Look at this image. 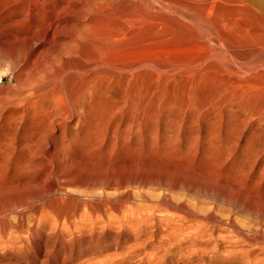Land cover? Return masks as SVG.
Returning a JSON list of instances; mask_svg holds the SVG:
<instances>
[{
    "label": "bare ground",
    "instance_id": "obj_1",
    "mask_svg": "<svg viewBox=\"0 0 264 264\" xmlns=\"http://www.w3.org/2000/svg\"><path fill=\"white\" fill-rule=\"evenodd\" d=\"M217 5H219V4H216L215 0H0V67L2 66V68L0 69V197L7 190H9L10 186L12 184H14L15 181L18 182L20 177H22L24 175H28L30 173H33V172L37 171L39 168H41V171H42V178H40V180H42L41 186L44 185L43 184L44 178L49 172V170H48L49 168H47L45 166L46 165L45 160L60 158L61 159L60 162L64 163L65 160H67L68 158H70V159L72 158L71 162H73V158L89 161L91 159L94 160V158H98L100 156H106L109 147L112 146L118 139V137L115 133V128H114L115 127L114 123L116 122L115 117H116L117 113H120L122 111L124 113L125 110H131V111L139 110L140 111V110L148 109V111L149 110L155 111L158 107L165 104L166 97L170 91L175 92V90L181 89V87L184 85L183 83L185 80H187V81L189 80L188 82H193L197 78H199V79L202 78L201 76L204 74V70L198 68L197 66H199V65H197L196 67H193V65L195 66L196 64L199 63L198 62L199 59L197 58L198 52H200V49H204V47H205V41H202L203 35H201V34L203 33L205 35L204 32H209V30L212 28L218 29V27H216V26L218 25L217 23L220 22L221 19L227 26L229 25V28H230V26L232 27L234 25H236L238 27L241 24V22H243L242 24H246V23H244V21L247 23H250V24H251L250 21H252V24L255 21L257 24H259V26L264 28V6H262V7L257 6V8L255 6V8L252 9L246 5L239 4L237 7H235V9H229V7L227 9L226 8L223 9L222 6L219 9V8H217ZM224 7H227V6H224ZM234 17H236V18H234ZM239 19H242V20H239ZM238 21L240 22L239 25H238V23H239ZM247 26H249V25L247 24ZM237 27H235V28L238 29ZM259 29H261V28L259 27ZM240 30H241V28L237 31H240ZM254 31H256V30H254ZM257 32H255L254 34L252 32V34H253V35H251L252 37L249 36L247 39L252 40V38H254V39H256L255 41L259 40L260 43L262 45H264V41L261 42V39H264V35H261L260 33H262V32L259 30ZM247 34L248 33H246L244 35L241 34L243 41H244V39H246ZM209 35H210V33H209ZM238 37H240V36H238ZM223 38L227 39L225 36ZM208 39L210 41L212 40L211 38H208ZM252 41H254V40H252ZM260 47H262V46H260ZM207 49H208V47H207ZM204 50H201V51L203 52ZM259 52H261V51H259ZM209 55H211V54H209ZM262 56H264V55H262ZM211 60H213V57ZM224 61L226 62V60H224ZM259 62L257 61V64H259ZM211 63H212V61L209 64H211ZM227 64H229L228 61H227ZM249 65L247 64V66H249ZM190 66H192L191 69L189 68ZM241 66H243V65H241ZM251 66H249V67H251ZM260 66H262V64ZM208 67H209L208 70H210V71L211 70H213L214 72H216V70L220 71V69H217L219 67H218V65L216 66L215 63L214 64L212 63ZM252 67L249 68V70L252 69ZM244 68L245 67H242V69H244ZM247 68L248 67H246L245 69H247ZM258 68L259 69L255 70V73H252V75L249 78H247V77L246 78H234V76H233V78L236 80L232 79V81L234 80L235 82L232 83V81L229 78H227L228 80L226 82H228V83L230 82L231 85L236 83L235 87L239 86L238 87L239 90L237 92L239 93V95H244V94H246V91L248 89H253V88H256L257 85L264 84V69H261L260 67H258ZM204 69H205V67H204ZM202 70H203V72H202ZM208 70L207 71L205 70V73L206 72L208 73ZM249 70H248V72L253 71V70H250V71ZM237 72H238V70H237ZM243 72H245V71H243ZM218 73H220V72H218ZM246 73H247V70H246ZM221 74H222V72H221ZM208 75H209V73H208ZM208 75H207V77H208ZM214 75L216 76V74H214ZM221 76H223V75H221ZM5 77L8 78V83L3 84L2 82H3V79ZM203 77L207 78L205 75ZM227 77H228V75H227ZM225 79H226V77H225ZM219 80L220 79L218 78V81ZM221 80H222V77H221ZM223 80H224V78H223ZM223 80H222V82H223ZM203 81H205V80H202V82ZM188 82H186V83H188ZM215 83H217V82H215ZM228 83H227V85H228ZM205 84H207V83H205ZM223 84H226V83H223ZM223 84H221V85H223ZM190 85H191V83H190ZM214 85H216V84H213V86ZM195 86L196 85H194L192 87H195ZM225 87H227V86L225 85ZM231 87L230 88L228 87V89L234 88V87H232V88ZM183 88L184 87H182V89ZM205 88L206 87H204V89ZM210 88H212V86ZM185 90H186V88H185ZM187 90H188V88H187ZM197 90L195 89V91H197ZM212 90L214 91L215 88ZM219 90H221V89H219ZM213 91H212V94H213ZM233 91H232V95H233ZM262 91H264V89H262ZM179 92H181V90ZM183 92H185V91H183ZM188 92H190V91H188ZM198 92H200V91H198ZM201 92H202V88H201ZM250 93H252V92H250ZM187 94H189V93H187ZM194 94H195V92H194ZM228 94H230V93H228ZM191 95L192 94H190V96ZM197 95H200V94H197ZM215 95H216V93H215ZM181 96H183V95H181ZM168 97H170V96L168 95ZM226 97H227V95H226ZM196 98H197V96L195 94V99ZM211 98H213V96H211ZM182 99L184 100V98H182ZM192 99H194V98H192ZM229 99H228V101H229ZM170 100L172 101L171 98H170ZM189 100L191 101V98ZM218 100L220 101L221 99H218ZM197 101L200 102V99ZM172 102L174 103V101H172ZM176 102H178V101H176ZM176 102H175V104H176ZM194 103L197 104L196 102H194ZM203 103H205V102H203ZM216 103H217V101H216ZM217 104H219V102ZM187 105H186V107H187ZM192 106H194V104H192ZM171 107H173V106H171ZM245 107H247V106H245ZM180 108H181V106H180ZM204 108H205V106L203 107V109ZM232 108H234V107H232ZM262 108H264V107H262ZM187 109H189V107ZM198 109H200V105H199ZM193 110L194 109H192V111ZM207 110L205 112H207ZM257 110H259V109H257ZM159 111H160V109H159ZM215 112H217V111H215ZM146 113H148L147 110H146ZM158 113H160V112H158ZM218 113H219V111H218ZM259 113L260 112H258V114ZM143 114H144V112H143ZM194 114H196V113H194ZM235 114H237V113L235 112ZM118 116H120V114ZM123 116H122V119H123V123H124L125 119L123 118ZM135 116L136 115H134L133 117L135 118ZM219 116H221V115H219ZM130 117L128 119H130ZM232 117H233V115H232ZM262 117H264V116H262ZM144 118L145 117H143V119ZM164 118H165V116H164ZM169 118H170V116H169ZM170 120H172V119H170ZM175 120H177V119H175ZM143 121H145V120H143ZM159 121H161V120H159ZM127 122H128V120H127ZM146 122L149 123V121H146ZM178 123L180 124V120L178 121ZM261 123H260V125H261ZM158 124H160V123H158ZM238 124L240 125V123H238ZM109 125L114 126L113 129L110 128L111 132H107V130H106ZM143 125H145V124H143ZM152 126H154V123L152 124ZM154 128H155V126H154ZM160 128L162 129L163 127H160ZM131 129H132V127H131ZM116 130H117V128H116ZM128 130H130V129H128ZM148 130H149V128H148ZM108 131H109V129H108ZM154 131H155V129H154ZM73 132H74V134H73ZM123 132H125V131H123ZM175 132H176V130H175ZM169 133H171V132H169ZM179 134H176V135L178 136ZM157 135H158V133H157ZM170 135H168V137ZM210 135L212 137V134H210ZM137 136H138V134H137ZM149 137H152V136H149ZM181 137H183V136H181ZM132 138H133V136H132ZM165 139H166V137H165ZM186 139H187V137H186ZM262 139H264V138H262ZM146 140H148V139H146ZM128 144L129 143H127L126 145H128ZM190 144H191V142H190ZM132 145H130V146H132ZM133 148H134V146H133ZM156 148H157V146H156ZM174 148H175V146H174ZM185 148H188V147H185ZM259 148H261V146ZM149 149H151V148H149ZM153 149H155V148H153ZM167 150H169V149H167ZM130 151H131V149H130ZM130 151H129V153H131ZM156 151H157V149H156ZM175 151H176V149H175ZM257 151H259V150H257ZM127 152H128V150H127ZM137 152H135V153H137ZM182 153H183V151H182ZM262 153H264V152H262ZM120 154H121V151H120ZM157 154H159V153H157ZM163 154H165V153H163ZM251 154H255V150H254V153H251ZM117 155H119V154H117ZM150 155H152V154H150ZM114 156L115 155H113V157ZM139 156H140V154H139ZM166 156L167 155H165V157ZM161 157H160V159H162ZM135 158H136V156H135ZM62 160H64V161L62 162ZM101 160L103 161V159H101ZM123 160H125V159L123 158ZM132 160H134V159H132ZM132 160L130 162H134ZM147 160H149V159L147 158L146 161ZM156 161H157V158H156ZM121 162L123 163V161H121ZM142 162H144V161H142ZM149 162H152V161H149ZM81 163H83V162H81ZM103 163H102V165H103ZM96 164H100V163L95 162L94 165H96ZM104 164H106V163H104ZM113 164L116 165L115 161L113 162ZM134 164H136V163H134ZM134 164L131 163L130 165L133 166ZM149 164H148V167H149ZM156 164H158V163H156ZM62 165H65V163ZM66 165H67V163H66ZM106 165H108V164H106ZM111 165L112 164H110V166ZM124 165H126V164L124 163ZM161 165L162 164H160L159 166H161ZM119 166H120V164H119ZM119 166H117V167H119ZM132 166L131 167L129 166V167L132 169ZM89 167H91V166H89ZM102 168H103V166H102ZM112 168H115V167H109L108 169H112ZM143 168H145V167H143ZM127 169H128V167H127ZM162 169L165 171L164 167ZM166 170H168V169L166 168ZM72 171H74V170H72ZM65 172H66V169H64V167L62 168V166L59 167V165H58L57 174H63L62 179L64 176L66 178L68 176V174H65ZM170 172L171 171H169V173ZM111 173L112 172L110 171V174L105 172V173L90 175L87 178L86 183L87 182L90 184L92 183V185L87 184V186H89V188H90V186H93V184L96 185V183H101V184H105L108 188L109 187L112 188L111 186L115 185L116 181H118V178H115L117 176V174L114 175ZM179 173H180V171H179ZM43 174H45L44 177H43ZM133 174L135 175L136 173L134 172ZM176 174H178V173L176 172ZM146 175H144L145 178H148V177H146ZM76 176H77V173H76ZM138 176L140 177V175H138ZM154 176H156V174ZM179 176L182 177L180 174H179ZM186 176L188 177L187 174L185 175V177ZM152 177L153 176H151V178ZM157 177H159V176H157ZM160 178L161 177H159V179ZM169 178H171V177H169ZM121 179L123 181L124 178H121ZM132 179L133 178H131V182H133V180H134V183H135V180L137 181V179H133V180ZM155 179H157V178H155ZM166 179H168V178H163V180H166ZM65 180H63V181H65ZM82 180H83V178H82ZM124 180L126 181V179H124ZM153 180H154V177H153L152 181ZM33 181L25 179L21 182V184H20V182L18 184H20L23 187H28V189H29V186H30V188L33 186ZM36 181H37L36 183H39L38 179ZM147 181L149 182V180H147ZM161 181H160V184L163 183V182L161 183ZM166 181H168V180H166ZM166 181H164V185H166L168 183V182L165 183ZM74 182H78V181H73V183ZM129 182H130V180H129ZM181 182H182V179H181V181L178 180V184H180ZM70 183H72V181ZM136 183H138V182H136ZM136 183L134 184L135 186L130 185V184L129 185L133 186V187H137V189H139L138 187H140L141 185L139 186V183H138V186H136ZM197 183H198V181H197ZM18 184H15V185H18ZM80 184H82V183H80ZM83 184H84V182H83ZM121 184L123 185L124 183H121ZM140 184H142V183H140ZM150 184H149V186H150ZM172 184L173 183L170 184L171 189H172V186H174ZM211 184H214V183H211ZM215 184H216V182H215ZM70 185H72V184H70ZM84 185H82V186H84ZM116 185H117V183H116ZM176 185L177 184H175V186ZM180 185H177V186L179 187ZM208 186H210V185H208ZM11 187H15V186L13 185ZM61 187L63 188V186H61ZM68 187H66V189H68ZM85 187H86V185H85ZM85 187H83V188L85 189ZM93 187H95V186H93ZM97 187H95V188H97ZM99 187H102V186L100 185ZM144 187H145V185H144ZM146 187H148V185H146ZM165 187H164V189L166 190L167 188H165ZM114 188L107 189L106 191L113 190ZM121 188H122V186H121ZM121 188H119V189H121ZM128 188H130V187H128ZM149 188H151V187H149ZM186 188H189V187H186ZM190 188H193V187H190ZM194 188H193V190H194ZM226 188H228V187L226 186L225 189ZM20 189L22 190V188H20ZM57 189H59V188H57ZM71 189H72V187H71ZM80 189H82V188H80ZM220 189H222V188H220ZM259 189H262V188H259ZM94 190L95 189L93 188L92 191H94ZM125 190H127V189H125ZM149 190H148V192H150ZM191 190L192 189H190V191ZM50 191L51 190L49 189L46 192H50ZM54 191H52V192H54ZM73 191H75V190H73ZM88 191H91V190L89 189ZM142 191L146 192L145 189ZM194 191L196 192V190H194ZM211 191H213V190H211ZM215 191H216V193L219 192L218 190H215ZM91 192H90V194H91ZM131 192H133V191H131ZM200 192H202V191H200ZM236 192L238 194V191H236ZM236 192H234V193H236ZM254 192H256V191H254ZM83 193H84V191H83ZM86 193L87 192H85V195H86ZM92 193H95V192H92ZM106 193H105V195H106ZM108 193H110V192H108ZM123 193H124V191H123ZM128 193H130V192H128ZM128 193L126 192L127 196L129 195ZM198 193H199V191H198ZM209 193L212 194L211 192H209ZM209 193H207V194H209ZM243 193L246 195V193L244 191H243ZM61 194L63 195V193H61ZM68 194H71V193H68ZM114 194H116V192H114ZM194 194H197V193H194ZM221 194H222V191H221ZM259 194H261V193H259ZM99 195H101V194L99 193ZM110 195H111V193H110ZM141 195H143V194H141ZM141 195H140V197H141ZM239 195H240V193H239ZM253 195H255V194H253ZM17 196L19 197V195H17ZM30 196H31V194H30ZM66 196L67 195L61 196V197L63 198ZM119 196H120V194H119ZM130 196L131 195H129V197ZM219 196H223V195H219ZM224 196H226V195H224ZM227 196H229V195H227ZM72 197H73V195H72ZM72 197H70V198H72ZM106 197L108 198L107 195H106ZM110 197L111 196H109V198ZM134 197L136 198V194H135V196H133L131 198H134ZM138 197L136 199H139ZM142 197H141V199L143 201ZM258 197H259V195H258ZM10 198H14V197H10ZM10 198L8 197L6 199H10ZM45 198H47V197H45ZM55 198H57V197H55ZM91 198H92V195L90 197V201H91ZM144 198H145V201H147L148 197L146 198V196H145ZM229 198H230V196H229ZM96 199H98V198H96ZM101 199H102V201L99 199L98 200L101 201V203L104 202L105 205H107L106 204L107 202H110V203L112 202V201H107L106 198L104 199V196ZM114 199H117V198H114ZM118 199H119V197H118ZM122 199L124 200V198H122ZM10 200L8 201L9 202L8 204H12V203H10ZM24 200L25 199H23V201ZM29 200H31V199H29ZM29 200H28V203H29ZM15 201H19V200L17 199ZM41 201H43V200H41ZM45 201H46V204H48L47 200H45ZM70 201H72V200L70 199ZM84 201H86V200H84ZM105 201H107V202H105ZM115 201H117V200H115ZM120 201H122V200H120ZM164 201L162 203H164ZM37 202H35V203H37ZM58 202H60V201H58ZM91 202H93V201H91ZM125 202H127V201H125ZM261 202H262L261 207L252 206V205H247V207L250 210H253L255 212H260L262 219H264V194L261 195ZM19 203L24 205L23 202H19ZM50 203L52 204V202H50ZM93 203L95 204V202H93ZM117 203L118 202H116L115 204H117ZM137 203H139V201ZM167 203H168V201H167ZM43 204H45V203H43ZM74 204L76 205V203H74ZM83 204L84 203H82V205ZM126 204H128V203H126ZM30 205H32V203ZM53 205H50V206H53ZM71 205H72V203H71ZM89 205H90V203H89ZM119 205H120V202H119ZM145 205H146V203H145ZM43 206H45V205H43ZM9 207H11V205ZM9 207L7 208L8 210H9ZM14 207H15V209H17L16 208L17 206H15V205L11 208H14ZM27 207H29V206H27ZM31 207H30V209H31ZM60 207H62V205ZM65 207H67V206H65ZM76 207H74V209ZM232 207H233V204H232ZM241 207H239V208L241 209ZM0 208H1V206H0ZM20 208H19V211H20ZM45 208H47V207H45ZM54 208L55 207L53 206V209ZM90 208H92V207H90ZM94 208H96V207L94 206ZM128 208H130V207H128ZM210 208H212V207L210 206ZM37 209H40V208L37 207ZM43 209H44V207H43ZM47 209H49V208H47ZM77 209H79V206L77 207ZM100 209H101V207H100ZM100 209H98V210L100 211ZM115 209L116 208H113V210H115ZM119 209H121V208H119ZM181 209H182V207H181ZM186 209H187V206H186ZM229 209L230 208H228V211H229ZM32 210H33V208H32ZM34 210H33V212H34ZM59 210H61V209H59ZM72 210L73 209H71V211ZM80 210H77V212ZM83 210H86V209H83ZM87 210H88V208H87ZM94 210L97 211V209H94ZM113 210H111V211H113ZM148 210H150V209H148ZM194 210H196V209H194ZM203 210H205V212H207L208 208H207V210L206 209H203ZM211 210H213V209H211ZM1 211H2L1 212V214H2L3 211H5V208H4V210L2 209ZM11 211H14V209ZM28 211H30V210H28ZM28 211H26V213ZM36 211L37 210H35V212ZM105 211L107 212V210H105ZM111 211H109V212H111ZM121 211H122V209H121ZM187 211H188V209H187ZM193 211H191V212H193ZM197 211L200 212L199 210H197ZM201 211H202V209H201ZM246 211L244 213H246ZM42 212H40V214ZM89 212L87 211V213H89ZM109 212H108L107 217L110 216ZM114 212L115 211H113V213ZM117 212H119V210ZM122 212H124V210ZM198 212H196L195 214L196 215L199 214ZM235 212H236V209H235ZM50 213H52V211H50ZM55 213H56V211H55ZM87 213H85V214L89 215ZM95 213L92 216H90L91 215V213H90L89 217L95 216L94 218H98V217H96V214H98V213H96V214ZM129 213H127V214H129ZM227 213L230 214V212H227ZM236 213H238V212H236ZM24 214H25V212H24ZM28 214L29 213H27V215ZM63 214H64V212H63ZM79 214H80V212H78V214H76V215H79ZM83 214H84V212H83ZM133 214H134V211L132 213V216H133ZM201 214H204V213H201ZM60 215L61 214H59V216ZM81 215H82V213H81ZM81 215H79V217ZM99 215H100V213H99ZM136 215H137V213H136ZM225 215H226V213L224 214L223 217H225ZM258 215L259 214H257V216ZM0 216H1L0 218L2 220V218H4V217H2L3 214ZM35 216H36V213H35L34 217ZM37 216H39V215H37ZM132 216L130 215L129 217H132ZM226 216H230V215H226ZM54 217H52V218H54ZM76 217L78 218V216H76ZM119 217H117V218H119ZM134 217L135 216H133V218ZM191 217H193V216L191 215ZM203 217H202V219L204 220ZM206 217L208 218V220L209 219L213 220V214H211L210 212H208ZM253 217H255V214ZM47 218H49V217H47ZM111 218H114V217L112 216ZM226 218L224 221L227 220ZM258 218H260V217H258ZM33 219H32L31 229L35 230V225H34L35 221H33ZM122 219L124 221H126L124 218H122ZM216 219H219V218L217 217ZM232 219H234V217H232ZM10 220H11V218H10ZM79 220H81V219L79 218ZM109 220H111V219L109 218ZM130 220H132V219H130ZM219 220H222V219L220 218ZM50 221L51 220H49V224H50ZM52 221L54 222L55 220H52ZM120 221H122V220L120 219ZM128 221H129V219H128ZM216 221H218V220H216ZM55 222H54V225L56 226V224L58 222L56 224H55ZM87 222H88V219H87ZM114 222H118V221H114ZM204 222H206V221H204ZM213 222L215 223V221H213ZM223 222H221V223H223ZM233 222H236V221H233ZM262 222H264V220H262ZM0 223H1V221H0ZM35 223H37V222H35ZM74 223H75L74 225H72V223H71V225L76 226L77 225L76 221H74ZM1 224H3V223H1ZM63 224H64V222H63ZM84 224H85V222H84ZM90 224L86 223V225H90ZM101 224L103 225V223H101ZM109 224H111V223H109ZM230 224H229V226H230ZM235 224H233V228L236 227ZM4 225H6V224H4ZM8 225H11V224H8ZM65 225H66V223H65ZM67 225L69 226L70 224L68 223ZM121 225L119 226V228L121 227ZM25 226H26V224H25ZM36 226H38V225H36ZM78 226L79 225H77V227ZM214 226H211V227L214 228ZM217 226H220V225H217ZM237 226H238L237 229H239L240 228L239 224ZM223 227L221 228L222 230H224ZM23 228H25V227H22V230H23ZM51 228H53V227H51ZM60 228L61 227H59V228L57 227L58 230ZM63 228L65 229L66 226L65 227L63 226ZM70 228H68L69 232H70ZM19 229H21V228H19ZM66 229H65V231L68 230V229L67 230ZM85 229H89V227H87ZM92 229H93V227H92ZM120 229H123V228H120ZM218 229H219V227H218ZM221 229H219V230H221ZM225 229L228 230V227ZM237 229H235V230H237ZM10 230L11 229H9V231ZM49 230H51V229H49ZM90 230H91V228H90ZM101 230H104V229H101ZM177 230H179V228ZM78 231L81 232L84 230L82 229V230H78ZM240 231L244 232L243 228L240 229ZM249 231H251V230H249ZM262 231H264V230H262ZM262 231H260V232L262 233ZM52 232H54V231H52ZM257 232H258V230H257ZM257 232H255V233H257ZM13 233L11 232V234H13ZM8 234H10V232ZM16 234L14 236H16ZM19 234H17V236ZM58 234H60V233L58 232ZM252 234L253 233H251V235ZM20 235H19V237H20ZM55 235L57 236V234H55ZM248 235H250V233ZM28 236H30V235L28 234ZM46 236H47V233H46ZM113 236H114V234H113ZM126 236H128V235H126ZM254 236H255V234H254ZM55 237H53V239ZM75 237H77V236H75ZM58 238H59V236H58ZM247 238H250V237H247ZM262 238H264V237H262ZM6 239H7V235H6ZM19 239H21V238H19ZM123 239H125V238H123ZM1 240H3V238ZM14 240H12V241H14ZM6 242L8 243V241L4 242L5 245H6ZM51 242H49V243H51ZM66 242H68V241H66ZM9 244H10V242H9ZM114 244H115V242H114ZM6 246H8V245H6ZM18 246H20V245H18ZM70 246H72V245H70ZM118 246L119 245H117L116 247H118ZM20 247H18V248H20ZM53 248H54V246H53ZM58 249H59V247H58ZM14 250H16V249H14ZM22 251H23V249H22ZM115 252L113 255L110 254V257H109V254H105L109 257L108 259L104 258L105 259L104 260L102 257L104 264H129L130 261H132V260H135V264H261L262 263V262H260L261 258H259V257L264 256V253H162V254L149 253V254L143 255V256L142 255H136V256H131V257L127 258L126 257L127 254L125 256H123L125 254L124 253V254L119 256V254H117ZM118 253H119V251H118ZM17 255H18V253H17ZM79 255H78V257H79ZM10 256H12V255H10ZM27 256H29V255H27ZM32 257H33V255H32ZM40 257H41V255H40ZM94 257H96V256H94ZM29 258H31V257H29ZM81 258H82V256H81ZM13 259H14V257H13ZM25 259H27V258H25ZM32 259H34V258H32ZM64 259H66V258H64ZM86 259H84V260L86 261ZM89 260H90V258H89ZM93 260H97V259L94 258ZM99 260H101V259H99ZM99 260L96 261V264L100 263ZM262 260H264V259H262ZM3 261H4V259H3ZM8 261H9V259H8ZM43 261H44V259H43ZM32 262H29V263L27 262V263L32 264ZM41 262H42V260H41ZM89 262H93V261L91 260ZM97 262H99V263H97ZM33 263H35V262H33ZM45 263H46V261H45ZM93 263H95V262H93ZM6 264H8V262ZM77 264H79V263H77ZM80 264H81V262H80ZM87 264H90V263H87ZM100 264H102V263H100Z\"/></svg>",
    "mask_w": 264,
    "mask_h": 264
},
{
    "label": "rangeland",
    "instance_id": "obj_2",
    "mask_svg": "<svg viewBox=\"0 0 264 264\" xmlns=\"http://www.w3.org/2000/svg\"><path fill=\"white\" fill-rule=\"evenodd\" d=\"M215 1H216V4H219V5L221 4L220 6L217 5V8H219V9L221 6L223 7V9L224 8L227 9L228 7H229V9H235V7H237L239 4L246 5L252 9H254L255 6H256V8H257V6L258 7L264 6V0H262V1L261 0H215ZM224 6H227V7H224ZM234 18H236V17H234ZM239 20H242V19H239ZM250 22H251V24L247 23L245 21H244V23H246V24H242L243 22H241V24H240V22H239L238 25L239 24L240 25L238 27L236 25H234L232 27L230 26V28H229V25L227 26L221 19L220 22L217 23L218 25L216 26V27H218V29L212 28L209 30V32H204L205 35L202 33L201 34V35H203L202 41H205V47L206 48L204 47V49L206 51L204 49H200V52H198V56H197V58L199 59L198 60L199 63L196 64L195 66L193 65V67H196L197 65H199L197 67L204 70V74L201 76L202 78L201 79L197 78L198 80L195 79L193 82H188L189 80L187 81L184 79L185 80L183 83L184 85L182 86L184 88L182 89V87H181V89H180L182 93L179 92L180 90H175V92L170 91L172 94L170 92L168 93V95L170 97H168V95H167V97H166L167 102L165 101V104L158 107L155 111L154 110L148 111V109L140 110V111L139 110H137V111L136 110H134V111L125 110L124 113H123V111L120 113H117L116 117H115L116 122L114 123L115 127L113 125H109L108 126L109 128L107 127L106 130H107V132H111L110 128L113 129V127H114L115 133H116L118 139L112 146L109 147L106 156H100L98 158H94V160L91 159L89 161L73 158L74 163L71 162L72 158L71 159L68 158L64 162L65 165H62L64 163L60 162L61 161L60 158L45 160V163H46L45 166L47 168H49L48 169L49 172L45 176L44 182H43L44 185H42V186H41L42 180H40V178H42L41 168H39L37 171H35L33 173L22 176L23 178L20 177L19 178V180L21 179L20 181L17 179L18 182L15 181V183L11 185V186L14 185L15 187L10 186L9 190H7L0 197V206H1L0 215L3 214L2 217H4V218H2V220L0 218L1 223H3V224L0 223V237L2 236L0 238V260H1L0 264H6L7 262H8V264H12V263L13 264H20V263L21 264H28L29 262H32V261L35 262L36 264L37 263L38 264H77V263L80 264V262H81V264H85V263L86 264L87 263L96 264V261H98L99 259H101V260H99L100 263L104 264L103 259L104 258L108 259L110 257V254L113 255L115 251H116L115 253L119 254V256L124 254V253L125 254L123 256H125L127 254L128 255V256L126 255L127 258L131 257V256H136V255H142L143 256V255H147L149 253H157V254H162V253H264V238H262V237H264V231H262V230H264V222H262V220H264V219H262L260 212H255L253 210H250L247 207V205L261 207V204H262L261 195L264 194V153H262V152H264V139H262V138H264V117H262V116H264V108H262V107H264V91H262V89H264V84L257 85L256 88H253V89H248L246 91V94H244V95H239V93L237 92L239 90L238 89L239 86L237 85L238 87H235L236 83L231 85L230 82L229 83L226 82L228 80L227 78H229L231 81L234 78H246V77L249 78L252 75V73H255V70L259 69L258 67H260L261 69H264V56H262V55H264V45H262L259 40H258L259 42L255 41L256 39H254V38H252V40H254L255 42L247 39L249 36L252 37L251 35H253L258 30L262 32V33H260L261 35H264V28L259 26V24H257L255 21L253 22V24H252V21H250ZM247 24L249 26H247ZM235 27H237L238 29H236ZM259 27L261 29H259ZM240 28H241V30L237 31ZM254 30H256V31H254ZM252 32H253V34H252ZM209 33H210V35H209ZM246 33H248V34L246 35V39H244V41H243L241 34L244 35ZM224 36L227 39L223 38ZM238 36H240V37H238ZM208 38H211L213 41L212 40L210 41ZM262 41H264V39H261V42ZM260 46H262V47H260ZM207 47H208V49H207ZM201 50H204V51L202 52ZM259 51H261V52H259ZM209 54H211V55H209ZM212 57H213V60H211ZM224 60H226V62ZM211 61L213 64L215 63L216 66L218 65L219 68H217V69H220V71L216 70V72H214L213 70H211L212 71L211 72L210 70H208L209 69L208 66L212 64V63L209 64ZM227 61L229 64H227ZM257 61L258 62L260 61L259 64H257ZM247 64L248 65L250 64L249 66H251V65L253 66V67L251 66L252 69H250L253 71L248 72L249 68H251V67L247 66ZM261 64H262V66H260ZM241 65H243V66H241ZM204 67H205V69H204ZM242 67H245V68L248 67V68L242 69ZM1 68H2V66L0 67V69ZM189 68L191 69L192 66H190ZM203 70H202V72H203ZM205 70L206 71L208 70L209 75L207 72H206L207 74L205 73ZM237 70H238V72H237ZM246 70H247V73H246ZM243 71H245V72H243ZM218 72H220V73H218ZM221 72H222V74H221ZM213 73L216 74V76ZM204 75L206 77L208 75V77L205 78V77H203ZM221 75H223V76H221ZM227 75H228V77H227ZM224 76L226 77V79ZM233 76H234V78H233ZM217 77L220 79L219 81H218ZM221 77H222V80L224 78L223 82L221 80ZM202 80H205V81L202 82ZM234 80H236V79H234ZM234 80L232 81V83L235 82ZM186 82H188L189 84ZM215 82H217V83H215ZM2 83L3 84L8 83V78L5 77L3 79ZM190 83H191V85H190ZM205 83H207V84H205ZM223 83H226V84H223ZM227 83H228V85H227ZM213 84H216V85L213 86ZM221 84H223V85H221ZM194 85H196V86L192 87ZM225 85L227 87H225ZM211 86H212V88H210ZM231 86L234 88L228 89V87L230 88ZM204 87H206V88L204 89ZM185 88H186V90L188 88V90L186 91ZM201 88H202V92H201ZM214 88H215V90L213 91L212 89H214ZM195 89L196 90L198 89V90L195 91ZM219 89H221V90H219ZM223 89L224 90L226 89L225 91L227 93ZM183 91H185V92H183ZM188 91H190L191 93ZM198 91H200V92H198ZM212 91H213V94H212ZM232 91H233L234 96L232 95ZM186 92L189 94H187ZM194 92L197 96L196 99H195ZM250 92H252V93H250ZM215 93H216V95H215ZM228 93H230V94H228ZM190 94H192V95L190 96ZM197 94H200V95H197ZM181 95H183V96H181ZM226 95H227V97H226ZM211 96H213V98H211ZM170 98L172 99V101H174V103L170 100ZM182 98H184V100ZM190 98H191V101L193 100L192 102L189 100ZM192 98H194V99H192ZM199 99H200V102L197 101ZM218 99H221V100L219 101ZM228 99H229V101H228ZM175 100L178 102H176ZM216 101H217V103L219 102V104H217ZM175 102H176V104H175ZM194 102H196L197 104H195ZM203 102H205V103H203ZM192 104H194V106H192ZM186 105H187V107H186ZM199 105H200V109L202 108L201 110L198 109ZM171 106H173V107H171ZM180 106H181V108H180ZM204 106L206 109L205 108L203 109ZM245 106H247V107H245ZM188 107H189V109H187ZM232 107H234V108H232ZM159 109H160V111H159ZM192 109H194V110L192 111ZM257 109H259V110H257ZM146 110L148 113H146ZM206 110H207V112H205ZM215 111H217V112H215ZM218 111H219V113H218ZM257 111L260 113L258 114ZM143 112H144V114H143ZM158 112H160V113H158ZM235 112L237 114H235ZM194 113H196V114H194ZM119 114H120V116H118ZM134 115H136L135 118L133 117ZM168 115L170 116V118ZM219 115H221V116H219ZM232 115H233V117H232ZM122 116L125 119L124 123H123ZM142 116L145 118L143 119ZM164 116H165V118H164ZM129 117H130V119H128ZM126 119L128 120V122ZM142 119L145 121H143ZM170 119H172V120H170ZM175 119H177L178 121L180 120V124ZM159 120H161V121H159ZM146 121H149V123ZM142 123L145 125H143ZM153 123H154L155 128H154V126H152ZM158 123H160V124H158ZM238 123H240V125ZM260 123L262 126L260 125ZM130 126L132 127V129ZM160 127H163V128L161 129ZM116 128H117V130H116ZM148 128H149V130H148ZM153 128L155 129V131ZM108 129H109V131H108ZM128 129H130V130H128ZM175 130H176V132H175ZM123 131H125V132H123ZM168 131L171 133H169ZM157 133H158V135H157ZM73 134H74V132H73ZM137 134H138V136H137ZM146 134L147 135L149 134V135L147 136ZM167 134L168 135L173 134V135L172 136L170 135L168 137ZM176 134H179V135L177 136ZM210 134H212V137ZM132 136H133V138H132ZM149 136H152V137H149ZM181 136H183L185 139ZM165 137H166V139H165ZM186 137H187V139H186ZM146 139H148V140H146ZM126 142L129 144L126 145L127 144ZM190 142H191V144H190ZM130 145H132V146H130ZM259 145L261 146V148H259L260 147ZM133 146H134V148H133ZM156 146H157V148H156ZM174 146H175V148H174ZM185 147H188V148H185ZM149 148H151V149H149ZM153 148H155V149H153ZM130 149H131V151H130ZM156 149H157V151H156ZM167 149H169L170 151ZM175 149H176V151H175ZM256 149L259 150L260 152L257 151ZM127 150H128V152H127ZM254 150H255V154H251V153H254ZM120 151H121V154H120ZM129 151L131 153H129ZM182 151H183V153H182ZM135 152H137L138 154ZM157 153H159V154H157ZM163 153H165V154H163ZM117 154H119V155H117ZM139 154H140V156H139ZM150 154H152V155H150ZM113 155H115L116 157L115 156L113 157ZM165 155H167V156L165 157ZM135 156H136V158H135ZM160 157L162 159H160ZM123 158L125 160H123ZM147 158L149 160L146 161ZM156 158H157V161H156ZM101 159H103V161ZM132 159H134V160H132ZM131 160L134 162H130ZM63 161L64 160H62V162ZM114 161H115L117 166H119V164H120L121 167L120 166L117 167L116 165H114L113 164ZM121 161H123V163ZM142 161H144V162H142ZM149 161H152V162L154 161V162L152 163ZM81 162H83V163H81ZM95 162L100 163V164L94 165ZM103 162L108 164V165L104 164ZM66 163H67V165H66ZM102 163H103V165H102ZM124 163L126 165H124ZM129 163L130 164L136 163V164H134L133 165L134 167H133ZM149 163L151 165L152 164L153 165L151 166ZM156 163H158V164H156ZM110 164H112L113 166L112 165L110 166ZM148 164H149L150 168L148 167ZM160 164H162L163 166L162 165L159 166ZM58 165H59V167L62 166V168L64 167V169H66L65 174H68L67 178L64 176L65 178L63 177V179H62L63 174H57ZM141 165L142 166L144 165L143 167H145V168H143ZM89 166H91V167H89ZM102 166H103V168H102ZM129 166L130 167L132 166V169ZM109 167H115V168L108 169ZM127 167H128V169H127ZM163 167H164L165 171L162 169ZM166 168L168 170H166ZM72 170H74V171H72ZM110 171L112 172L111 174H114V175L117 174V176H118V177L117 176L115 177V178H118V181H116L117 185L115 183V185L111 186L112 188L115 187L113 190L106 191L107 189H112V188H110V187L108 188L105 184H101V183H96V185L93 184V186H95V187H97V186L99 187L100 185L102 186L99 188L97 187L98 189L93 187V186H90V188H89V186H87V184L92 185V183L91 184L88 182L86 183L87 178L90 175L105 173V172L110 174ZM169 171H171L172 173L170 172L171 173L170 174ZM179 171H180V173H179ZM134 172L136 173L135 175L133 174ZM176 172L178 174H176ZM76 173H77V176H76ZM155 174H156V176H154ZM179 174L182 177H180ZM186 174L188 175V177L186 176L187 178L185 177ZM44 175L45 174H43V177H44ZM138 175H140V177ZM144 175H146V177H148V178H145ZM151 176L154 177L153 181H152L153 177L151 178ZM157 176H159L161 178L159 179V177H157ZM169 177H171V178H169ZM82 178H83V180H82ZM121 178L126 179V181L124 179L122 181ZM131 178L137 179V181L135 180V183L138 182L139 186L141 185L140 186L141 188L138 187L139 189H137V187H133V186H135L134 185L135 183H134L133 179H132L133 182H131ZM155 178H157V179H155ZM163 178H168V179H166L168 181L163 180ZM252 178L254 180L255 179L256 180L254 181ZM25 179L30 180V181L34 180L33 186L31 188L29 186V189H28V187H23L20 185L21 182ZM37 179L39 180L38 181L39 183H36ZM174 179L175 180L177 179V180L175 181ZM181 179H182V182L180 183L181 184L180 185V184H178V180L181 181ZM63 180H65L66 182ZM129 180H130V182H129ZM147 180H149V182ZM71 181H72V183H70ZM73 181H78V182L73 183ZM160 181H161V183L162 182L163 183L160 184ZM164 181H166L165 183H167V182L168 183L166 185H164ZM197 181H198V183H197ZM214 181L216 182V184ZM19 182H20V184H18ZM83 182L86 185V187L83 184ZM80 183H82V184H80ZM121 183H124V184L122 185ZM138 183H136V186H138ZM140 183H142L143 185ZM171 183H173L172 185H174V186H172V189H171V185H170ZM211 183H214V184H211ZM15 184H18V185H15ZM70 184H72V185H70ZM129 184L133 185V186H130ZM149 184H150V186H149ZM175 184L180 185V186L179 187L177 185L175 186ZM82 185H84V186H82ZM144 185H145V187H144ZM146 185H148V187H146ZM208 185H210V186H208ZM61 186H63V188ZM121 186H122V188H121ZM224 186L225 187L227 186L228 188L225 189ZM66 187H68V189H66ZM71 187H72V189H71ZM79 187L82 189H80ZM83 187H85V189ZM128 187H130V188H128ZM149 187H151V188H149ZM164 187L167 189L165 190ZM186 187H189V188H186ZM190 187H193V188L195 187L196 189L194 188V190H196V192L193 190V188H190ZM20 188H22V190ZM57 188H59V189H57ZM93 188L96 191L95 190L92 191ZM119 188H121V189H119ZM124 188L127 190H125ZM143 188L146 190V192L142 191V190H144ZM220 188H222V189H220ZM259 188H262V189H259ZM49 189L51 191L46 192ZM87 189L88 190L90 189L92 192H95L96 194L92 193L91 191H88ZM190 189H192L194 192L192 190L190 191ZM246 189L247 190L249 189V190L247 191ZM73 190H75V191H73ZM122 190L124 191V193ZM148 190L150 192H148ZM211 190H213V191H211ZM215 190H218L219 192L217 191L218 193H216ZM52 191H54L55 193ZM83 191H84V193H83ZM131 191H133V192H131ZM198 191H199V193H198ZM200 191H202V192H200ZM221 191H222V194H221ZM236 191H238V194ZM243 191L246 193V195L243 193ZM254 191H256V192H254ZM85 192H87L86 195H85ZM90 192H91V194H90ZM106 192L107 193L110 192L111 195H110V193H108L109 194L108 195ZM114 192H116L117 195L114 194ZM126 192L127 193L130 192L128 194L131 196L130 197H129V195L127 196ZM209 192H211L212 194H210ZM234 192H236V193H234ZM61 193H63V195ZM68 193H71V194H68ZM99 193L101 195H99ZM105 193L108 196V198L106 197ZM194 193H197V194H194ZM207 193H209V194H207ZM239 193H240V195H239ZM259 193H261V194H259ZM30 194H31V196H30ZM119 194H120V196H119ZM135 194H136V198L139 196L138 197L139 199H136L135 197H134L135 199L131 198V197L135 196ZM141 194H143V195H141ZM253 194H255V195H253ZM17 195H19L20 198ZM65 195H67V196L63 197V198L61 197V196H65ZM72 195H73V197H72ZM91 195L93 198V199L91 198V201L95 202V204L90 201ZM140 195H141V197L143 196L142 197L143 201H142ZM219 195H223V196H219ZM224 195H226V196H224ZM227 195H229L231 199ZM258 195H259V197H258ZM103 196H104V199L106 198L107 201H112V202L110 203V202L105 201V202H107L106 203L107 205H105L104 202L101 203V201H102L101 198H103ZM109 196H111L110 198L111 199L113 198V199L111 200L109 198ZM145 196H146V198L147 197L149 198V199L147 198V201H145V198H144ZM8 197L9 198L14 197V198H10L11 200L6 199ZM45 197H47V198H45ZM55 197H57V198H55ZM70 197H72V198H70ZM118 197H119V199H118ZM28 198L31 200H29ZM96 198H98L101 201H99ZM114 198H117V199H114ZM122 198H124V200L127 202H125ZM17 199L19 201H15ZM23 199H25V200L23 201ZM27 199L29 200V203H28ZM70 199L72 201H70ZM9 200H10V203H12V204H8ZM41 200H43V201H41ZM45 200H47L48 204H46ZM84 200H86V201H84ZM115 200H117V201H115ZM120 200H122V201H120ZM58 201H60V202H58ZM136 201L137 202L139 201V203H137ZM163 201H164V203H162ZM167 201H168V203H167ZM19 202H23L24 205H22ZM30 202L32 203V205H30L31 204ZM35 202H37V203H35ZM50 202H52V204ZM114 202L115 203L118 202V203L115 204ZM119 202H120V205H119ZM43 203H45V204H43ZM71 203H72V205H71ZM74 203H76V205ZM82 203H84V204L82 205ZM89 203H90V205H89ZM126 203H128V204H126ZM145 203H146V205H145ZM232 204H233V207H232ZM10 205H11V207H13L14 205L17 206L16 207L17 209H15V207L14 208L9 207ZM43 205H45V206H43ZM50 205H53L55 208L53 209V206H50ZM61 205H62V207H60ZM185 205L187 206L188 211H187ZM27 206H29V207H27ZM65 206H67V207H65ZM76 206L77 207L79 206V209H77ZM94 206L96 208H94ZM210 206L212 208H210ZM8 207H9V210L7 209ZM30 207H31V209H30ZM37 207L40 208L41 210L37 209ZM43 207H44V209H43ZM45 207L49 208L50 210L45 208ZM74 207H76V208L74 209ZM90 207H92V208H90ZM100 207H101V209H100ZM128 207H130V208H128ZM181 207H182V209H181ZM239 207H241V209ZM4 208H5V211H3V213L1 214V212H2L1 210L2 209L4 210ZM19 208H20V211H19ZM26 208L30 211H28ZM32 208H33V210L34 209L37 210L36 212L34 210V212L36 213L35 217H34L35 213L33 212ZM82 208L86 209V210H83ZM87 208H88V210H87ZM113 208H116V209L113 210ZM119 208H121L122 211L124 210V212H122L121 209H119ZM207 208H208V210H207ZM228 208H230L229 211H228ZM13 209H14V211H11ZM59 209H61V210H59ZM71 209H73V210L71 211ZM94 209H97V211H95ZM98 209H100V211ZM104 209L107 210V212ZM110 209L115 211V212L113 213V211H111ZM117 209L119 210L120 213L117 212L118 211ZM148 209H150V210H148ZM194 209H196V210H194ZM201 209L203 212L201 211ZM203 209H206L207 212H205V210H203ZM211 209H213V210H211ZM235 209H236V212H238V213L235 212ZM77 210H80V211H78V212H80L79 215H81V213H82V215L80 217H79V215H76V214H78ZM197 210H199L200 212H198ZM244 210L245 211L247 210L246 213L247 212L248 213L247 214L244 213L245 212ZM26 211H28L27 212V213H29L28 215H27ZM50 211H52V213H50ZM55 211H56V213H55ZM87 211L88 212L90 211V212L87 213ZM109 211H111V212H109ZM133 211H134L133 216H135L134 218L132 216ZM191 211H193V212H191ZM195 211L198 212L199 214L196 215ZM24 212H25V214H24ZM40 212H42L43 214L45 213L46 215L45 214L43 215L42 213L40 214ZM63 212L65 215L63 214ZM83 212H84V214H83ZM95 212L98 214H96ZM108 212L110 214L109 217H107ZM208 212L213 214V220L212 219L208 220V218L206 217ZM227 212H230V214ZM85 213H87L89 215L91 213L90 216L94 215V213H95L96 217H98V218H94L95 216L89 217V215H86ZM99 213L101 216L99 215ZM127 213H129V214H127ZM136 213H137V215H136ZM201 213H204V214H201ZM225 213H226V215H230V216L225 215V217H223ZM59 214H61V215L63 214V215L59 216ZM254 214H255V217H253ZM257 214H259V215L257 216ZM37 215H39L40 217ZM130 215L132 217H129ZM191 215L193 217H191ZM76 216H78V218ZM112 216L114 218H111ZM116 216L117 217L120 216V217L117 218ZM47 217H49V218H47ZM52 217H54V218H52ZM202 217L204 218V220L202 219ZM217 217L219 219L221 218L222 220L216 219ZM232 217H234V219H232ZM258 217H260V218H258ZM10 218H11V220H10ZM79 218L81 220H79ZM109 218L111 220H109ZM122 218H124L126 221H124ZM225 218L227 219L226 221H224ZM32 219H33V221L37 222V223L34 222L35 230L31 229ZM87 219H88V222H87ZM120 219L122 221H120ZM128 219H129V221H128ZM130 219H132V220H130ZM49 220H51L50 224H49ZM52 220L56 221V222L54 221L55 224L58 222L57 223L58 225L56 224V226L58 228L61 227L59 230L54 225V222ZM216 220H218V221H216ZM74 221H76V224L79 225L78 227H77V225L72 226L75 224ZM114 221H118V222H114ZM204 221H206V222H204ZM213 221H215V223ZM233 221H236V222H233ZM63 222H64V224H63ZM70 222L72 223V225ZM84 222H85V224H84ZM221 222H223V223H221ZM65 223H66V225H65ZM68 223L70 224L69 226L67 225ZM86 223H88V224L91 223V224L86 225ZM101 223H103V225ZM109 223H111V224H109ZM4 224H6V225H4ZM8 224H11V225H8ZM25 224H26V226H25ZM229 224L231 227L229 226ZM233 224H235L236 227L233 228ZM238 224L240 226L239 229H237ZM36 225H38V226H36ZM120 225H121L120 228H123L124 230L119 228ZM217 225H220V226H217ZM21 226L25 227V228H23V230H22ZM50 226L53 228H51ZM63 226L64 227L66 226V228L71 227L70 232H69L68 228H67L68 230L65 228L67 230V231H65ZM86 226L89 227V229H85V228H87ZM211 226H214V228ZM223 226L225 228L228 227V230L225 229ZM7 227L9 229H11L12 231L11 230L9 231V229ZM92 227L94 230L92 229ZM218 227H219V229H221L223 227L224 230H222V229L219 230ZM19 228H21V229H19ZM90 228L92 231L90 230ZM178 228H179V230H177ZM242 228H243L244 232L240 231V229H242ZM49 229H51V230H49ZM77 229L78 230L83 229L84 231H81L82 232L81 233ZM101 229H104V230H101ZM235 229H237V230H235ZM86 230L87 231L89 230L88 231L89 233ZM247 230L248 231L251 230V231L248 232ZM257 230H258V232H257ZM52 231H54V232H52ZM260 231H262V233ZM9 232H10V234H8ZM11 232L12 233L14 232L15 234L20 233L21 235L19 234L20 237H19V235L17 236V234H16V236H14L15 234L14 233L11 234ZM58 232L60 234H58ZM255 232H257V233H255ZM46 233H47V236H46ZM249 233H250V235H248ZM251 233H253V234L251 235ZM28 234L30 236H28ZM55 234H57V236ZM73 234L77 237H75ZM113 234H114V236H113ZM254 234H255V236H254ZM6 235H7V239H6ZM126 235H128V236H126ZM58 236H59V238H58ZM53 237H55V238L53 239ZM247 237H250V238H247ZM2 238H3V240H1ZM19 238H21V239H19ZM72 238L73 239L75 238V239L73 240ZM123 238H125V239H123ZM4 240L8 241V243L6 242V245H8V246L5 245ZM12 240H14V241H12ZM66 241H68V242H66ZM9 242H10V244H9ZM49 242H51V243H49ZM114 242H115V244H114ZM18 245H20L21 247ZM70 245H72V246H70ZM117 245H119L118 246L119 248L116 247ZM53 246H54V248H53ZM18 247H20V248H18ZM58 247H59V249H58ZM21 248L23 249L24 252L22 251ZM14 249H16V250H14ZM118 251H119V253H118ZM17 253H18V255H17ZM105 254H109V257ZM10 255H12L14 257V259ZM27 255H29V256H27ZM32 255H33V257H32ZM40 255H41V257H40ZM78 255H79V257H78ZM81 256H82V258H81ZM94 256H96L97 258ZM29 257H31V258H29ZM102 257H103V259H102ZM2 258L4 259V261ZM16 258L18 260L20 259L19 260L20 262ZM25 258H27V259H25ZM32 258H34V259H32ZM64 258H66V259H64ZM89 258H90V260H89ZM94 258L97 260H93ZM259 258H261V261H260V262H262L261 264H264V260H262V259H264V256H261ZM8 259H9V261H8ZM43 259H44V261H43ZM84 259H86V261L87 260L88 261L86 262ZM41 260H42V262H41ZM91 260L95 263L89 262ZM45 261H46V263H45ZM33 262H32V264H35ZM97 263H99V262H97ZM131 263L135 264V260L130 261L129 264H131Z\"/></svg>",
    "mask_w": 264,
    "mask_h": 264
}]
</instances>
